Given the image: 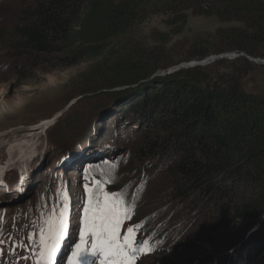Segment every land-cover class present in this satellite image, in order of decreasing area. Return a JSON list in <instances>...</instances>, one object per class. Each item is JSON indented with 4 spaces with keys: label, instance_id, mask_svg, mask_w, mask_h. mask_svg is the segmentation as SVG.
I'll list each match as a JSON object with an SVG mask.
<instances>
[{
    "label": "trees",
    "instance_id": "obj_1",
    "mask_svg": "<svg viewBox=\"0 0 264 264\" xmlns=\"http://www.w3.org/2000/svg\"><path fill=\"white\" fill-rule=\"evenodd\" d=\"M152 14L165 15L169 28L151 35L157 46L132 50L120 43L110 69L86 82L109 103L97 116L114 118L99 131L117 140L104 157L124 155L129 181L160 182L150 210L168 212L170 225L185 216L213 219L210 231L223 228L229 246L257 223L238 247L246 263L264 264V95L242 90L236 80L213 82L201 65L156 74L226 51L264 57V0H0V80L101 62ZM190 15L238 25L194 40L180 61L167 60L165 45ZM243 57L234 60L250 65ZM119 86L131 87L111 90ZM177 231L189 232L187 226ZM233 251L227 258L239 262Z\"/></svg>",
    "mask_w": 264,
    "mask_h": 264
},
{
    "label": "rangeland",
    "instance_id": "obj_2",
    "mask_svg": "<svg viewBox=\"0 0 264 264\" xmlns=\"http://www.w3.org/2000/svg\"><path fill=\"white\" fill-rule=\"evenodd\" d=\"M165 18L145 17L101 62L46 69L31 80H0V264H122L124 257L109 254L107 232L96 235L101 231L97 210L106 202L120 220L117 239L111 243L122 245L128 254L136 249L132 264H248L241 247L231 254L239 262L229 255L215 258L229 239L216 225L210 231L215 220L185 216L178 226L170 225L168 212L150 210L160 182L153 176L142 185L135 178L129 181L124 155L118 161L104 157L117 140L101 138L99 131L110 129L114 118L97 116L109 103L86 82L110 69L121 44L151 51L158 44L151 35L169 30ZM235 25L215 16L190 15L183 31L165 45L163 56L180 61L194 40ZM242 55L250 65L222 57L201 66L213 82L227 85L236 80L242 90L264 95V64L259 61L264 57ZM87 120L93 130L87 129ZM186 226L188 234L177 231Z\"/></svg>",
    "mask_w": 264,
    "mask_h": 264
},
{
    "label": "snow or ice",
    "instance_id": "obj_3",
    "mask_svg": "<svg viewBox=\"0 0 264 264\" xmlns=\"http://www.w3.org/2000/svg\"><path fill=\"white\" fill-rule=\"evenodd\" d=\"M107 195V194H106ZM114 195V194H113ZM99 215L96 217L101 222L99 227L101 229L100 232H97L96 235L98 238L102 235L104 231L108 234L110 255L116 257H124L122 264H132V257H134L136 253V249L131 250V254L125 253L123 246L119 244H113L111 242L117 239L118 233L116 232V228L120 224L119 218L115 215V210L108 205L106 202L102 208L98 210ZM131 232V229L129 230ZM104 241L101 240V245H103ZM94 251L96 250V245H93ZM103 250V248H101Z\"/></svg>",
    "mask_w": 264,
    "mask_h": 264
},
{
    "label": "water",
    "instance_id": "obj_4",
    "mask_svg": "<svg viewBox=\"0 0 264 264\" xmlns=\"http://www.w3.org/2000/svg\"><path fill=\"white\" fill-rule=\"evenodd\" d=\"M222 57H226L228 58L229 56L227 54H218V55H213L211 57H208L206 59H203V60H199V61H189V62H184V63H181L179 65H176L172 68H170L167 72H162V73H157V74H160V75H163L165 73H171V72H174L180 68H188V67H193V66H197V65H204L206 64L209 60L211 61H214L218 58H222ZM248 57V56H247ZM249 59H251L250 57H248ZM251 60H254V59H251ZM258 60V59H256ZM260 63L264 64V60H259ZM156 75V74H154ZM133 86V85H131ZM131 86H119V87H115V88H112L111 90H122L124 88H127V87H131ZM82 96H84V94L82 95H79L75 101H77V99H80ZM258 224H254L252 225L244 234L243 238L240 239L239 241H237L236 243L234 244H231V245H226L225 248L223 250H221L220 252H218L217 254H215V258L216 257H219V256H225L226 254H228L229 252L233 251L234 249H236L240 244L241 242L250 234L252 233L253 231H255L258 227ZM215 263V262H214Z\"/></svg>",
    "mask_w": 264,
    "mask_h": 264
},
{
    "label": "built area",
    "instance_id": "obj_5",
    "mask_svg": "<svg viewBox=\"0 0 264 264\" xmlns=\"http://www.w3.org/2000/svg\"><path fill=\"white\" fill-rule=\"evenodd\" d=\"M243 53H236V52H231L230 54H227L230 58H234L236 56L242 55Z\"/></svg>",
    "mask_w": 264,
    "mask_h": 264
}]
</instances>
